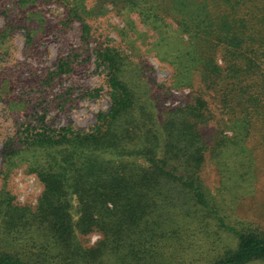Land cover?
<instances>
[{
    "label": "trees",
    "instance_id": "1",
    "mask_svg": "<svg viewBox=\"0 0 264 264\" xmlns=\"http://www.w3.org/2000/svg\"><path fill=\"white\" fill-rule=\"evenodd\" d=\"M92 1L62 0L84 36ZM104 2L126 21L135 14L156 35L151 40L173 70L172 86L189 93L158 118L161 96L146 98L126 76L128 56L98 44L109 111L84 130L72 122L55 129L35 115L4 143L0 176L24 166L42 192L30 205L0 191V264H183L165 252L181 251L187 235L207 234L210 226L233 239L211 264L264 262V231L231 224L201 176L209 150L218 160L232 150L242 156L230 166L242 177L254 166L250 146L258 142L264 152V15L257 10L264 0ZM6 16L0 51L13 42ZM207 96L224 113L212 145L202 133L211 121ZM59 106L67 112L66 103ZM92 234L100 239L90 245Z\"/></svg>",
    "mask_w": 264,
    "mask_h": 264
},
{
    "label": "rangeland",
    "instance_id": "2",
    "mask_svg": "<svg viewBox=\"0 0 264 264\" xmlns=\"http://www.w3.org/2000/svg\"><path fill=\"white\" fill-rule=\"evenodd\" d=\"M91 5L95 7L93 15L87 17L91 30L84 36L81 23L68 18L62 0H0V32L8 21L7 14L14 29L13 42L0 51V171L5 141L22 124L30 119L34 121L33 116L42 117L45 124L55 129L72 122L84 130L95 125L98 113L109 111L110 101L105 90L108 75L95 64L94 50L98 44L119 49L128 56L126 76L146 98L157 101L161 96L159 101L165 102V106L163 109L159 102V109L155 108L158 118L163 119L169 108L183 103L182 97L189 93L187 88L178 90L172 86L173 70L166 61L159 60L158 55L164 54L151 40L156 35L135 14L130 18L131 13L126 14V21L104 0L92 1ZM257 10L264 15V2L259 3ZM175 44L173 40L167 46L166 55ZM171 87L174 88L172 96ZM64 103L67 112L59 106ZM207 103L211 121L203 125L202 133L206 142L210 140L208 145H212L211 139L222 129L218 125L224 113L210 96ZM223 135L230 137V130L225 127ZM250 148L255 156L252 175L242 177L241 170L234 168L230 173V166L235 167L242 157L235 151L218 160L209 150L201 176L209 195L216 199L231 224L247 222L264 231V152L258 142ZM250 158L249 155L247 159ZM24 170L23 166L3 172L0 191H10L21 204L36 205L42 185L35 175ZM209 229L207 234L190 233L189 242H185L181 251L169 250L165 254L183 264H211L233 239L217 231V227ZM99 239V234H92L89 241L84 240L93 245Z\"/></svg>",
    "mask_w": 264,
    "mask_h": 264
}]
</instances>
